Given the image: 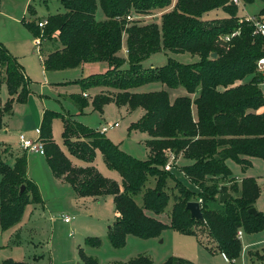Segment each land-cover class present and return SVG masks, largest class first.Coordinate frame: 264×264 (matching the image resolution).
Returning a JSON list of instances; mask_svg holds the SVG:
<instances>
[{
    "label": "trees",
    "instance_id": "trees-1",
    "mask_svg": "<svg viewBox=\"0 0 264 264\" xmlns=\"http://www.w3.org/2000/svg\"><path fill=\"white\" fill-rule=\"evenodd\" d=\"M252 3L257 0H243ZM263 1L264 0H260ZM64 11L48 15L40 27L36 20H25L33 36L42 37L54 46L43 58L46 71L76 68L86 63L107 62L103 74L90 75L76 81L87 88L100 87L92 99L94 109L103 111L105 104L115 102L129 110H145L130 131L146 132L150 149L148 160H139L122 151L105 133L46 109L40 125L39 139L54 175L73 186L80 197L114 196L118 213L110 228V241L123 247L127 235L140 238L158 237L172 228L195 235L211 251L222 253L230 262L241 255V239L237 233L264 230V214L249 211L255 206L260 188L254 177L230 186L235 177L228 160L252 165L251 159L264 160V91L260 83L264 75L257 71L264 55L263 38L254 34L253 25L240 22L239 8L231 0H60ZM32 2L28 11L34 13ZM221 8L226 17L204 19V14ZM101 11L103 18L98 17ZM150 23L140 19L129 21L128 15L157 13ZM264 17V6L259 12ZM240 30L230 42L222 35ZM42 45V43H41ZM124 45L127 55H122ZM160 51L199 55V60L183 63L170 57L166 64L145 68L142 62ZM216 53V57L212 54ZM162 82L166 89L139 92L135 89ZM5 82L9 97L0 104V130L4 119L13 114L15 101L26 102L31 79L18 59L0 43V87ZM183 87L186 94L170 96L171 89ZM195 94L193 97L192 95ZM79 108L89 104L81 94L73 96ZM196 108V115L194 114ZM263 109V110H261ZM61 116L63 139L68 151L87 164L75 165L53 137L52 122ZM0 143V226L8 229L19 222L29 204L44 200L38 185L28 175L26 152L12 151ZM101 151L109 168L116 169L121 183L104 176L93 164ZM189 159L182 171L201 191L190 189L165 169L169 153ZM15 155L10 163L5 155ZM169 180H175L176 192L171 211H166L171 195ZM150 181L153 183L150 185ZM24 190L21 191V187ZM239 194H234L238 193ZM221 193H230L226 201ZM141 194L142 202L135 196ZM202 198L204 220L191 216L189 201ZM167 212L171 223L150 215ZM196 226H203L214 241L210 246ZM85 243L99 246V237H87ZM79 255L84 264H97L95 257L83 248ZM35 260L37 257L34 258ZM2 264H37L5 259ZM126 264H155L149 256H138ZM161 264H196L180 256H169Z\"/></svg>",
    "mask_w": 264,
    "mask_h": 264
},
{
    "label": "rangeland",
    "instance_id": "rangeland-1",
    "mask_svg": "<svg viewBox=\"0 0 264 264\" xmlns=\"http://www.w3.org/2000/svg\"><path fill=\"white\" fill-rule=\"evenodd\" d=\"M29 2H32L35 7L33 14L28 11ZM262 7L259 0L243 3L238 7L239 15L259 16ZM62 11H64V7L60 0H0V43L18 59L31 79L27 101H15L13 114L5 119L11 131L6 133L2 130L0 132L1 145L9 147L20 145V133H24L29 139L38 140L39 132L36 128H40L42 112L45 108L60 112L99 131L102 125L118 121L119 126L105 132L106 137L129 155L139 160H148L150 149L146 145V140L149 135L139 130L130 131V126L140 119L145 112L144 109L129 110L126 106H119L111 101L104 105L103 111H98L92 105L91 98L93 99L94 96L82 95L89 101L82 111L73 97L83 92L82 86L76 81L90 75L103 74L106 62L87 63L76 68L44 72L41 60L53 50L54 46L40 36L38 39L42 45H35V37L24 22L25 20L38 21L50 14ZM158 12L143 15L141 18L139 16L140 23L146 24L154 21V16ZM100 15H102L101 12ZM158 16H160L158 20L160 23L161 14ZM204 16L207 18L225 17L227 13L219 8L205 13ZM121 54L127 55V52L122 51ZM170 57L183 63L199 60V55L190 52L160 51L146 58L142 65L145 68L158 67L166 64ZM160 89H166V86L162 82L156 81L144 84L135 90L145 92ZM183 90V87L171 89L169 91L171 98L174 100L176 96L182 95ZM85 91L95 94L97 89L91 87ZM193 95L195 96V94ZM8 97L7 86L3 82L0 87V104L4 105ZM194 113L196 115L195 107ZM52 129L55 141L70 155L64 144V122L61 116L53 119ZM18 150L25 151L20 146ZM27 155L28 161H30V173L38 182L32 177L30 178L36 182L39 189H42L45 208L41 204L29 203L19 222L8 229H2L0 226V264L5 259L37 264H84L79 255L80 248H83L87 255L95 257L98 261L97 264H126L138 256H149L155 264H161L169 256H180L196 264H232L222 253L211 251L204 246L195 235L185 234L172 228L165 229L160 236L153 238H140L129 234L123 247H114L109 238L110 228L117 217L114 196L106 194L96 198L94 196L80 198L73 186L65 184V186L57 187L58 182L53 183L55 178L52 176L45 155L36 151H28ZM5 157L10 163L15 160V155L9 153H6ZM73 159L79 165H86L82 159L77 157H73ZM188 160L176 157L173 160V168L165 169L171 171L176 179L182 181L190 189L199 193L201 189L192 184L182 171V166L191 161ZM95 166L104 176L121 183L119 172L107 166L101 151L97 153ZM230 166L233 174L238 175L239 178H256L260 195L254 207L264 214V160L254 159L252 167L249 168H243L241 164L231 160ZM236 183H241V181L235 178L230 186ZM58 184L60 185V183ZM149 184L153 183L150 181ZM169 185L168 192L171 199L167 212L173 208V197L176 192L175 180H169ZM234 194H239V192ZM141 197V194L135 196L136 201L140 204ZM167 212L162 213L163 217L168 216ZM65 215L75 218L67 221L64 219ZM195 229L200 232V236L208 245H214V241L208 236L203 226H196ZM87 237H99L101 244L99 246L86 244ZM241 242L243 250L233 264L262 262L264 264V230L254 233L244 232ZM35 257H37L36 260Z\"/></svg>",
    "mask_w": 264,
    "mask_h": 264
},
{
    "label": "built area",
    "instance_id": "built-area-1",
    "mask_svg": "<svg viewBox=\"0 0 264 264\" xmlns=\"http://www.w3.org/2000/svg\"><path fill=\"white\" fill-rule=\"evenodd\" d=\"M231 3L237 5L239 7V5L243 4L244 1L243 0H231ZM139 16H131V15H128L127 16V19L129 21H133V20H136V19H139L141 18V16L138 18ZM141 20V19H140ZM48 20L47 18H44V19H39L37 21L38 25L40 27H43L47 24ZM240 22H247L251 25H253L254 27V34L257 35V36H260L263 38V49H264V17H261V16H257V15H245V16H240ZM240 33V30H236L232 33H227V34H223L222 35V40L225 41V42H230L232 40V38L235 36V35H238ZM36 39V38H35ZM40 41L37 37V40L35 41V45H40ZM126 52H127V49H126ZM257 71L262 73L264 75V55L258 60V63H257ZM263 91H264V79L263 81L260 83ZM86 95V94H85ZM119 125V122H114V123H107L105 125H103L101 127V130L100 132L102 133H105L107 132L110 128H114V127H117ZM36 130L39 132V135H40V128H36ZM19 142H20V147L25 150V152H28V151H36L42 155H45L46 152H45V147H44V144L43 142L38 138V140H34V139H29L25 136L24 133H20L19 134ZM176 158V155L173 153V152H170L169 153V160L166 164V169L167 170H171L173 168V160ZM198 201L202 202V198H200ZM73 218H75L74 216H69V215H65L64 216V219L67 220V221H71ZM244 234L243 230L242 229H239L238 230V237L241 239L242 235ZM230 261V260H229ZM235 261V260H234ZM233 261V262H234ZM233 262H231L233 264Z\"/></svg>",
    "mask_w": 264,
    "mask_h": 264
},
{
    "label": "crops",
    "instance_id": "crops-1",
    "mask_svg": "<svg viewBox=\"0 0 264 264\" xmlns=\"http://www.w3.org/2000/svg\"><path fill=\"white\" fill-rule=\"evenodd\" d=\"M260 1V0H259ZM175 2H176V0H174L173 1V3H172V5L168 8V10H170V9H172V7H173V5L175 4ZM261 4L264 6V2L263 1H261ZM100 12L101 11H99L98 12V17L99 18H103V15H100ZM101 14H102V12H101ZM160 14H162V13H160ZM160 14H156L154 17H160V16H158V15H160ZM240 14V13H239ZM255 14V13H254ZM257 14V13H256ZM204 17V19H212V18H207L206 16H203ZM226 17V16H225ZM213 18H216V17H213ZM34 42H35V38H34ZM123 51L125 52L126 51V46L124 45V47H123ZM42 61V60H41ZM101 63H104V62H101ZM42 64H43V61H42ZM87 64V63H86ZM106 66H105V70L104 71H106V70H108L109 69V65H108V63L106 62ZM83 65H85V64H83ZM43 70H44V72L45 73H47L48 71H46L45 70V67H44V65H43ZM104 71L102 72V73H104ZM26 72V71H25ZM27 74V73H26ZM28 75V74H27ZM57 86H59L58 84H57ZM96 89H97V92L95 93V94H89L87 91H85V92H82V95H85V93H86V95L85 96H91V95H93V96H95L96 94H98V93H100L101 92V88L100 87H96ZM184 94H186V91L185 90H183V94L182 95H184ZM179 96V95H178ZM193 97H194V95H192ZM177 97V96H176ZM91 101H92V98H91ZM264 109V108H263ZM263 109H261V110H263ZM45 108H44V110H43V112H42V118H43V114H44V112H45ZM32 114V113H31ZM195 114V113H194ZM6 119V118H5ZM4 119V123H3V128L0 130V132L3 130V131H5L6 133H8L9 131H11V129L8 127V123H7V120H5ZM41 122H42V120H41ZM118 122V121H117ZM40 123V122H39ZM112 123V122H111ZM105 125V124H104ZM103 126V125H102ZM101 126V127H102ZM119 126V125H118ZM38 128V127H37ZM19 146L20 145H17V146H11V150L12 151H19L18 149H19ZM21 148V147H20ZM23 150V149H22ZM24 151V150H23ZM20 152V151H19ZM25 152V151H24ZM21 153V152H20ZM27 153V152H26ZM97 153H98V151H97ZM70 156V158L72 159V161H73V163L75 164V165H78V166H83V165H79V164H77L75 161H74V159H73V157L74 156H72L71 154L69 155ZM46 157V156H45ZM96 157H97V155H96ZM96 159V158H95ZM254 159H258V158H256V157H254V158H252L251 159V161H252V163H253V160ZM188 161H190V160H188ZM230 161L231 160H228L227 162H228V165H229V167L231 168V166H230ZM48 163V162H47ZM189 163H192V161H190ZM87 164V163H86ZM93 164L95 165V161L93 162ZM50 167V166H49ZM250 167H252V165L250 166ZM247 168H249V167H247ZM51 169V168H50ZM231 170H232V168H231ZM233 172V171H232ZM51 173H52V176H54V180H53V183L54 182H58V183H60V185L57 183V187H61V186H65V184H69V183H66V182H64V181H62L61 179H59V178H57L55 175H54V173L52 172V170H51ZM28 175H29V177H32L33 179H35L32 175H31V173H30V161H28ZM233 176L236 178V180H238V181H242V179L243 178H245V177H243V178H239V176L238 175H235V174H233ZM36 180V179H35ZM37 181V180H36ZM121 181H122V178H121ZM38 182V181H37ZM69 185H71V184H69ZM72 186V185H71ZM41 189V188H40ZM39 189V190H40ZM40 192H41V195H42V198H43V191H42V189L40 190ZM95 198L96 197H99V196H94ZM80 198H82V197H80ZM43 200H44V198H43ZM35 205V204H34ZM38 205H40V204H38ZM44 208H45V203H44ZM117 214V216H118V213H116ZM150 215H152V216H155L156 218H158V219H160V220H162L163 222H165L166 224H170L171 223V219L169 218V215L167 216V217H163V215L162 214H159V215H157V214H154V213H152V212H150L149 213ZM258 264H263V262L262 263H258Z\"/></svg>",
    "mask_w": 264,
    "mask_h": 264
},
{
    "label": "water",
    "instance_id": "water-1",
    "mask_svg": "<svg viewBox=\"0 0 264 264\" xmlns=\"http://www.w3.org/2000/svg\"><path fill=\"white\" fill-rule=\"evenodd\" d=\"M216 55H217L216 53H213L212 57H216ZM23 190H24V186L21 187V191ZM230 195H231L230 193H221L220 200L224 202L226 201V199L230 197ZM186 208L190 211V214L193 218L198 219V220H204V215L202 212V205L200 201L198 200L189 201L186 204ZM249 211L253 214L258 213V210L256 207L250 208Z\"/></svg>",
    "mask_w": 264,
    "mask_h": 264
}]
</instances>
